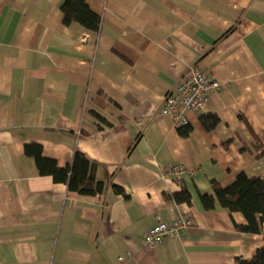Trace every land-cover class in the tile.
<instances>
[{"label": "crops", "instance_id": "crops-1", "mask_svg": "<svg viewBox=\"0 0 264 264\" xmlns=\"http://www.w3.org/2000/svg\"><path fill=\"white\" fill-rule=\"evenodd\" d=\"M64 2L0 0V264L252 259L264 235L239 231L244 215L220 205L211 180L264 178V0H86L97 31L65 24ZM191 65L221 89L177 128L161 109ZM32 147L61 168L85 154L103 191H69ZM183 187L190 204L166 199ZM181 215L192 225L173 255L167 241L143 243Z\"/></svg>", "mask_w": 264, "mask_h": 264}, {"label": "trees", "instance_id": "trees-1", "mask_svg": "<svg viewBox=\"0 0 264 264\" xmlns=\"http://www.w3.org/2000/svg\"><path fill=\"white\" fill-rule=\"evenodd\" d=\"M61 9L64 13V23L77 22L91 31H97L100 25V17L93 12L86 0H65ZM212 124L218 121L213 116ZM204 120V119H203ZM207 128H211L208 123ZM261 149L256 145V150ZM38 160L41 173L51 175L55 182L65 183L69 191L82 195L99 194L104 189V183L97 180L92 171L95 163L91 162L85 154L76 152L72 161L66 167L57 166L55 160L41 157L39 148L28 149ZM215 198L221 206L230 212H241L246 223L237 226L239 231L249 233H262L264 235V178L249 177L246 173H239L234 181L226 186H221L215 180H211ZM119 193L122 189L117 187ZM213 195H201V199L207 209L215 203ZM168 201L176 203H191L189 192L183 187L180 191L166 195ZM239 264H264V245L257 249L250 260H239Z\"/></svg>", "mask_w": 264, "mask_h": 264}, {"label": "built area", "instance_id": "built-area-1", "mask_svg": "<svg viewBox=\"0 0 264 264\" xmlns=\"http://www.w3.org/2000/svg\"><path fill=\"white\" fill-rule=\"evenodd\" d=\"M101 59L113 64L112 60L104 55H101ZM220 89L221 84L217 80L191 65L183 74L176 89L165 97L161 113L170 116L175 127L187 126L190 122L189 114L202 111L211 95ZM187 172V168L180 163L173 165L169 170V174L178 181H181ZM191 225L192 220L185 215L170 222L158 220L144 235L143 243L154 248L167 241L169 252L173 255L172 239L182 236ZM131 257L132 254L127 253L125 256H119V261L125 263Z\"/></svg>", "mask_w": 264, "mask_h": 264}]
</instances>
